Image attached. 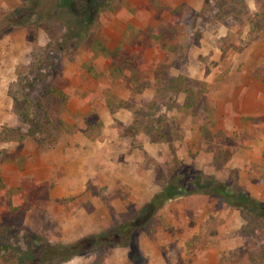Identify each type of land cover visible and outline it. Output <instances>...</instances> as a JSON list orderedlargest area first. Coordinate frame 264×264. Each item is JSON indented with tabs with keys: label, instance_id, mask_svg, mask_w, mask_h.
<instances>
[{
	"label": "rangeland",
	"instance_id": "obj_1",
	"mask_svg": "<svg viewBox=\"0 0 264 264\" xmlns=\"http://www.w3.org/2000/svg\"><path fill=\"white\" fill-rule=\"evenodd\" d=\"M38 67L61 96L23 93ZM3 95L12 119L0 130L24 115L63 125L47 149L0 142V264H264L252 204L264 208V0H0ZM81 140L110 161L135 154L154 193L177 179L186 194L102 221L80 198L50 197L46 181L62 177L46 172L52 153Z\"/></svg>",
	"mask_w": 264,
	"mask_h": 264
},
{
	"label": "crops",
	"instance_id": "obj_2",
	"mask_svg": "<svg viewBox=\"0 0 264 264\" xmlns=\"http://www.w3.org/2000/svg\"><path fill=\"white\" fill-rule=\"evenodd\" d=\"M9 108L7 99L3 95L0 98V127L8 125L12 119V114H8ZM5 110H7L6 114ZM16 144H14V147L21 146V150L18 151L19 153H32V151H29L30 145L32 144L30 141L25 140L20 145ZM85 144L86 142L81 140L78 141V149H74L70 144L62 152L55 151L52 153V158L54 159L52 162L57 161L55 163L62 162V164L56 165L52 163L47 165L46 172L59 174L62 177L53 182L55 185L52 188H50L51 182L46 181L45 188L50 189V197L56 196V193H58L57 195L63 198H80L79 204H86L91 217H99L101 221L102 216L107 217L110 209L114 211V215H118L121 212V209L119 210L120 207L128 204L140 207L150 199L157 188L154 185L155 183H153V169L142 171V169L135 167L132 162L135 154L129 153V155L123 156L121 160H116L117 155H115V158L110 161L113 156L111 153H101L100 150L98 153L89 151L88 149L85 150L82 147ZM92 145L87 144V147ZM2 148L5 147L0 145V150H4ZM12 167L9 170L13 169L18 174V167ZM34 185L32 182L30 183L31 188ZM124 189L132 190V193L137 190L144 192H138L135 195L128 196L121 193L118 195L117 191L119 190V192L123 193ZM77 219H82L80 213L76 215V219L72 220L77 222ZM104 220L107 221L109 219L104 218ZM115 220L120 221L121 219L115 218ZM74 226V231L79 232L80 228L77 225ZM91 229L83 227L84 231L81 230L83 231L81 234L86 235L88 232L91 233ZM78 234L81 236L80 233Z\"/></svg>",
	"mask_w": 264,
	"mask_h": 264
},
{
	"label": "trees",
	"instance_id": "obj_3",
	"mask_svg": "<svg viewBox=\"0 0 264 264\" xmlns=\"http://www.w3.org/2000/svg\"><path fill=\"white\" fill-rule=\"evenodd\" d=\"M91 3V0H90ZM94 3V2H93ZM89 7V5H88ZM90 48L94 51H97L99 54L106 56L109 59L114 60H121L124 62V59L116 53V51H113L110 53L106 49H104L102 46H100L98 43H94L90 46ZM56 60L54 61L53 65L48 66L49 68L53 69L55 67ZM57 65V64H56ZM42 70L39 69V67L30 73V75H25L23 80H25L24 87H23V93L30 97V92H33V90L37 91L38 95H47L46 98H53V95H59L61 96L62 93L60 89L56 86H54L53 82H51L50 77L44 76L42 77L41 74ZM39 73V74H38ZM38 74V75H37ZM41 74V75H40ZM37 95V96H38ZM28 99V98H27ZM26 123L18 128L13 129H7L2 128L0 130V142H16L21 143L22 141L28 140L31 143L35 144L38 148H50L55 146L57 140L59 138V133L61 132V126L63 125L62 122L59 120H53L46 117L44 114H37L33 117L26 119ZM178 180H175L174 185L167 186L165 183L160 186L159 190L148 200V202L145 204V207L148 209L156 208L158 209L161 205H163L165 202L172 200L174 198L182 196L180 193L186 194L184 192L183 186L177 182ZM195 185L194 180H190L188 184V193L192 194L195 191L192 190V187ZM186 189V188H185ZM215 191H219V189L216 187H213ZM3 192V187L0 183V194ZM6 196V195H5ZM4 197V195L2 196ZM246 201H251L248 198H244ZM13 198L6 196L5 202H6V210L15 212L18 210L16 208L17 206L13 205ZM255 206L256 212L258 215H261L264 217V208L259 207V203H252ZM155 209V210H156ZM6 249V247H5ZM68 252V251H67ZM69 252L71 253V249H69ZM75 254V253H74ZM70 254V255H74Z\"/></svg>",
	"mask_w": 264,
	"mask_h": 264
}]
</instances>
